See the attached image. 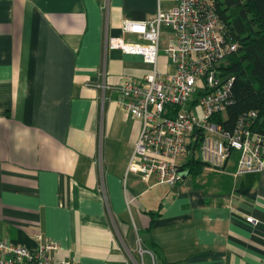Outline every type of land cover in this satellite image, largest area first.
<instances>
[{
	"label": "crops",
	"instance_id": "obj_1",
	"mask_svg": "<svg viewBox=\"0 0 264 264\" xmlns=\"http://www.w3.org/2000/svg\"><path fill=\"white\" fill-rule=\"evenodd\" d=\"M174 4L0 0V240L33 250L40 234L78 264H264V171L237 176L231 156L195 176L198 150L174 187L127 174L142 123L122 86L152 67L106 41L138 42L123 21ZM174 40L163 26V73Z\"/></svg>",
	"mask_w": 264,
	"mask_h": 264
},
{
	"label": "built area",
	"instance_id": "obj_2",
	"mask_svg": "<svg viewBox=\"0 0 264 264\" xmlns=\"http://www.w3.org/2000/svg\"><path fill=\"white\" fill-rule=\"evenodd\" d=\"M163 26L170 27L175 37L165 49L172 73H163L158 65ZM121 29L135 35L138 42L109 38L106 47L140 56L152 67L141 82L127 81L122 86L127 113L142 123L127 174L176 186L185 175L182 159L192 152L198 138L207 167L223 168L235 152V175L264 171V136L251 131L256 114L241 118L232 133L223 132L212 119L234 103V78L222 77L218 67L238 49L216 14L213 0H175L171 9L159 8L151 19L124 20ZM35 239L38 244L33 250L0 240V264H78L68 256L56 260L59 245L40 234Z\"/></svg>",
	"mask_w": 264,
	"mask_h": 264
},
{
	"label": "trees",
	"instance_id": "obj_3",
	"mask_svg": "<svg viewBox=\"0 0 264 264\" xmlns=\"http://www.w3.org/2000/svg\"><path fill=\"white\" fill-rule=\"evenodd\" d=\"M216 14L238 45L219 65L222 77L234 78V103L224 113L213 117L223 132L232 133L239 120L254 112L251 131L264 136V0H213ZM199 138L193 152L199 150ZM234 157H237L238 154ZM184 167L198 175L207 165L189 159ZM152 214V213H151ZM157 214V213H155Z\"/></svg>",
	"mask_w": 264,
	"mask_h": 264
},
{
	"label": "rangeland",
	"instance_id": "obj_4",
	"mask_svg": "<svg viewBox=\"0 0 264 264\" xmlns=\"http://www.w3.org/2000/svg\"><path fill=\"white\" fill-rule=\"evenodd\" d=\"M232 156L234 157V156H235V154L233 153V154H232Z\"/></svg>",
	"mask_w": 264,
	"mask_h": 264
},
{
	"label": "water",
	"instance_id": "obj_5",
	"mask_svg": "<svg viewBox=\"0 0 264 264\" xmlns=\"http://www.w3.org/2000/svg\"><path fill=\"white\" fill-rule=\"evenodd\" d=\"M185 178V175H183V179Z\"/></svg>",
	"mask_w": 264,
	"mask_h": 264
}]
</instances>
